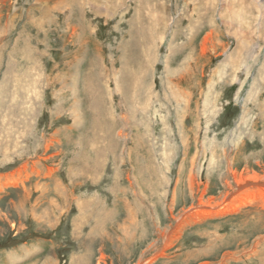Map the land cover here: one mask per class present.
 <instances>
[{"label":"rangeland","instance_id":"1","mask_svg":"<svg viewBox=\"0 0 264 264\" xmlns=\"http://www.w3.org/2000/svg\"><path fill=\"white\" fill-rule=\"evenodd\" d=\"M0 264H264V0H0Z\"/></svg>","mask_w":264,"mask_h":264},{"label":"bare ground","instance_id":"2","mask_svg":"<svg viewBox=\"0 0 264 264\" xmlns=\"http://www.w3.org/2000/svg\"><path fill=\"white\" fill-rule=\"evenodd\" d=\"M61 2H62V1H61ZM61 2H60V3H61ZM57 4H58V3H57ZM39 23H40V22H39ZM3 30H4V29H3ZM20 96H21V95H20ZM175 98H176V97H175ZM27 99H28V98H27ZM34 104H35V103H34ZM238 186H239V185H238ZM191 188H192V187H191ZM237 188H238V187H237ZM190 191H191V190H190ZM191 192H192V191H191ZM164 193H165V192H164ZM177 193H178V192H177ZM183 211H184V210H183Z\"/></svg>","mask_w":264,"mask_h":264}]
</instances>
